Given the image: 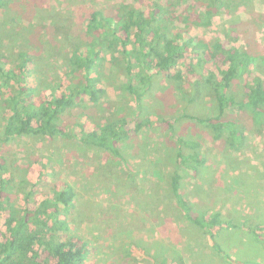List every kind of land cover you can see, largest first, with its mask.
Returning <instances> with one entry per match:
<instances>
[{"label":"rangeland","instance_id":"1","mask_svg":"<svg viewBox=\"0 0 264 264\" xmlns=\"http://www.w3.org/2000/svg\"><path fill=\"white\" fill-rule=\"evenodd\" d=\"M210 2L15 0V13L0 9V20L11 33L5 38L4 61H9L7 67H10L18 49L27 47L33 56L32 85L38 87L43 97L49 95L52 88H59L58 92L67 90L70 81L78 75L70 73L66 61L58 57L60 50L53 49L59 46L60 40L56 29L65 26L84 43L90 41L87 24L96 9L115 16L124 13L128 5H135L148 15L155 3H160L162 9L157 11L172 34L195 38L194 43L201 40L217 52L213 57L210 51L203 50V59L199 60L188 50L181 65L172 70V77L154 74L146 84H141V90L145 87V111L142 112L136 109L134 93L127 89L130 80L120 46L113 45L119 50L114 63L111 53L103 50L106 60L99 67V85L104 94L97 100L81 95L78 105L65 115L64 122L68 130L73 126L85 130L98 122L116 121L124 116H135L137 121L149 117L150 122L140 131H132L120 140L118 148L123 157L75 137L24 135L13 137L9 143L0 142V163L8 165L4 177L9 179L0 201L11 192L17 206L33 207L65 183L71 184L75 205L67 215L70 225L67 235L89 243L92 252L87 264H158L163 258L175 264H187L191 250L188 248L190 221L181 210L168 208V203L175 200L170 185L173 172L178 170L184 175L185 189L188 184V189L193 186L195 178L194 170L179 164V150L191 151L179 138L200 143L196 149L206 159L205 163H264V124L257 123L251 110L238 105L229 108V117L235 119L249 137L247 147L232 157L226 145L227 130L219 139L206 123L184 117V114L202 118L218 114L208 77L213 73L219 78L220 70L227 67L218 54L223 49L240 48L256 56L250 69L264 78V2L242 0L231 10L221 7L211 17H206L203 11ZM30 34L33 40L27 37ZM179 69L182 77L178 79L174 75ZM247 77L248 73L243 74L235 87L241 90ZM2 91L9 93L4 87ZM135 121L131 119V128ZM200 169L203 170L202 166ZM20 180L25 183L19 184ZM7 215L8 211L0 207L1 234L6 231ZM185 257L187 262L184 263Z\"/></svg>","mask_w":264,"mask_h":264},{"label":"trees","instance_id":"2","mask_svg":"<svg viewBox=\"0 0 264 264\" xmlns=\"http://www.w3.org/2000/svg\"><path fill=\"white\" fill-rule=\"evenodd\" d=\"M240 1L242 0H211L206 4L208 6L203 14L211 17L221 7L231 10ZM14 2L15 0H0V9L15 13ZM158 8L162 9L161 4L155 3V7L147 15L144 9L128 5L124 13L115 16L96 9L88 19L86 32L91 39L85 43L79 36L72 35L67 27H58L56 36L60 38L59 46H54L53 49L60 50L61 55L58 57L66 61L70 73L78 75L70 81L67 90L58 92L59 88H52L45 97L38 93L37 86L32 85L33 56L27 47L19 48L13 64L7 67L9 61H4L7 53L3 49L7 46L6 39L11 33L0 20V142L9 143L13 137L24 135L75 137L119 158L123 157L118 148L120 140L128 137L132 131H140L150 122L149 117L137 121L135 116H124L116 121L98 122L93 128L85 130L74 129L75 126L68 130L64 122L65 115L74 110L81 95H90L92 100H97L104 94L99 85V67L106 60L104 52L111 53L110 58L114 63L119 50L113 45L116 43L120 46L130 80L127 89L134 93L136 109L142 112L145 111V87L142 90L140 87L154 74L172 77V70L181 65L188 50L194 52L199 60L203 59V50L210 51L213 57L217 56L215 49L210 50L201 40L194 43L195 38L172 34L167 22L157 11ZM27 37L33 40L31 34ZM106 42L108 43L103 45ZM130 44H133L131 48L128 47ZM218 54L222 55L227 67L220 70L219 78L213 73L208 77L210 89L216 97L218 114L204 118L184 114V117L206 123L219 139L227 130V144L239 151L247 145V139L238 122L229 117V108L234 105L245 107L255 113L257 123L264 124V78L250 69L257 57L247 51L230 48L223 49ZM262 60L264 61V57ZM245 73H248V77L244 79L240 90L235 85L241 82ZM174 76L181 78L182 71L179 69ZM3 87L9 89V93L4 94ZM132 118L136 120L133 128L129 125ZM179 140L191 150L188 153L179 150L177 153L181 167L190 168L194 163L196 169L206 162L196 149L200 143L184 140L182 137ZM7 166L0 163V195L9 182L4 177ZM182 177L178 170L174 171L170 184L178 209L190 222L203 226L205 218L194 211L183 194ZM18 183L25 182L20 180ZM0 205L8 211L4 221L6 231L0 233V264H87L92 252L89 243L67 235L70 229L67 215L75 205V191L71 184L65 183L62 188L47 194L33 207L17 206L12 201L11 192L0 201ZM158 264L175 263L163 258Z\"/></svg>","mask_w":264,"mask_h":264},{"label":"crops","instance_id":"3","mask_svg":"<svg viewBox=\"0 0 264 264\" xmlns=\"http://www.w3.org/2000/svg\"><path fill=\"white\" fill-rule=\"evenodd\" d=\"M242 131L248 145L249 137ZM226 145L229 157L238 152L227 141ZM253 162L204 163L203 170L201 166L194 169L193 163L189 168L195 173L193 186L188 189L186 185L185 192V182L182 191L206 222L203 226L190 222L191 250L184 263L264 264V163ZM169 207L178 209L175 200L168 203Z\"/></svg>","mask_w":264,"mask_h":264}]
</instances>
